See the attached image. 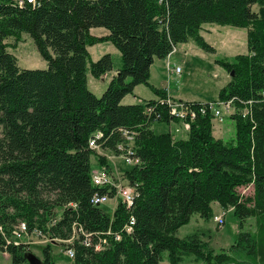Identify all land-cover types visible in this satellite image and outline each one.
Segmentation results:
<instances>
[{
	"label": "trees",
	"instance_id": "trees-1",
	"mask_svg": "<svg viewBox=\"0 0 264 264\" xmlns=\"http://www.w3.org/2000/svg\"><path fill=\"white\" fill-rule=\"evenodd\" d=\"M207 24L247 33L245 55L216 61L231 77L217 101L231 99L237 108L229 118L234 138L214 136L209 103L200 102H182L196 112L185 120L186 140L156 134L153 123L181 121L157 100L123 105L122 99L137 85L166 99L165 89L149 84L150 67L190 40L215 53L200 35ZM96 28L108 34L94 37L90 31ZM22 34L47 69L18 67L5 40L19 42ZM109 42L120 54V66L98 98L88 89L87 73L98 79L114 71L112 57L92 62L87 48ZM125 131L134 134L140 164L124 174L138 197L130 209L119 202L111 214L92 204L94 194H112L92 184L90 157L98 167L109 165L89 141L98 134L102 149L117 153ZM247 186L252 192L244 196L239 189ZM215 203L225 216L233 212L240 231L217 254L206 251L197 235L176 234L193 214L211 221ZM130 217L135 224L126 234ZM252 218L253 232L242 231ZM20 222L28 233L64 241L75 226L95 240L108 231L122 236L117 241L106 236L102 251L86 247L81 237L68 246L60 243V249L74 251L71 264H183L187 258L264 264V0H35L21 7L16 0H0V251L11 264H27L30 251L5 241ZM56 243L42 248L41 264H55Z\"/></svg>",
	"mask_w": 264,
	"mask_h": 264
},
{
	"label": "rangeland",
	"instance_id": "rangeland-1",
	"mask_svg": "<svg viewBox=\"0 0 264 264\" xmlns=\"http://www.w3.org/2000/svg\"><path fill=\"white\" fill-rule=\"evenodd\" d=\"M254 10L256 11L257 8H254ZM209 27L213 28V30H215L216 33L220 31L223 32L225 30L231 32L233 31L237 34L238 37L232 38L231 40L229 38H226V36L222 34L219 39L215 35H212V30H210ZM204 31H206L205 32L206 34H203L204 35L203 39L207 45H210L211 47L214 48L215 53L211 54L209 52L206 53L202 51L200 48H198L196 43L190 40L189 41L190 43H188V46H186V48L189 49V51H187L188 53L186 54H193V51L196 50L197 51L199 50V52H201L202 54L201 56L199 54L196 55L193 54L198 59H196L191 63V67L193 71L192 73L190 72V75H187L188 73H186V68H184L186 63L183 64V61H181V58L184 57V50H183L184 48L182 50L180 48L177 51V53L173 55L174 58H176V60L179 61L178 63L182 65V68H184L182 72L183 79H181V81L183 82V85L187 87L186 88L184 87L185 91L183 92L194 97V99L205 97L207 100L210 99L214 101L216 100L215 98L218 97L217 94L219 87L221 86L222 88L226 84L225 82L224 83L222 82L220 86L216 84L215 83L216 78L213 76L214 73H216L217 71H224L226 75L227 83L230 81L231 78L230 74L227 71H225L222 67H220L216 63V61L224 59L231 62L233 60V57L237 55H245L247 53L246 33L245 30H240L233 27L231 28L228 26H220V25L217 26L214 24H207V26L204 28ZM91 33L90 34L94 37H104L106 36V34H108L107 30L103 28H96L94 32ZM5 43L8 44L9 46L8 52L16 57L17 65L21 69H31V70L47 69L48 66H46V63L42 60L40 54H38L34 43L26 34H22L19 42H15L13 38H10L5 40ZM189 44L191 46H189ZM87 50L90 54V58L92 62H96L100 57H102V55L110 53L114 68L113 70L117 69L120 66V54L110 42L97 43V45L89 47ZM200 69H202L203 71L201 72ZM112 74H114V72H112ZM112 74L109 73L108 75H103L101 78L95 79L90 75L88 71L87 85L88 88L91 90V92H93V94L96 97L99 98L102 95V93L105 91L106 86L110 82L111 79L110 76ZM156 81H159V79L156 78ZM160 82H157L158 85H160V88L165 89V87L168 86V78L160 79ZM162 82L164 83L163 86H161ZM143 87L141 89H143L145 95L150 94L149 92L154 94L151 88H148L147 90L146 88ZM125 103H129V102L125 101L124 104ZM174 123H178V122H174ZM156 124L157 125H155L154 127L155 130L154 132L156 134L162 133L168 129V126L165 123L162 124L156 123ZM220 129H221V133L219 132ZM212 133L215 134V137L217 139H221L223 141H228L230 139H233L234 138L233 122L229 118H225L223 120V123H221L217 119H214ZM94 161H95L94 156H91L90 163L92 167H95ZM239 192L244 196L251 195L252 186L242 187L239 189ZM111 205L112 202L106 203L102 206V209H108L111 207ZM219 215H224L223 210L222 209L217 210V208H215L214 217ZM60 217L61 214L58 213L57 218ZM213 219L211 221H205V220H201L197 214H193L190 218L191 222L188 225L179 228L176 234L178 238L179 237L186 238V237H190L191 235H197L200 238V240L203 243L205 242V245H207V248L205 250L212 251L214 254H217L218 252L223 250H227L229 249V246L232 245L235 236L240 232L238 230V220L235 219V217L233 216V212H231V210L228 211L226 216L223 217L222 219L224 220L223 224L217 223L216 220L214 221ZM253 229H254V219L253 218L247 219L242 231L253 232ZM42 245L38 244L36 241V243L31 247V250L29 251V252H33L40 260L42 259V252H41ZM60 248L61 247L59 246L58 243H56V245L51 246L54 263L71 264L68 261V259L63 255ZM192 263L202 264L201 262L197 261L195 258H187L185 259L183 264H192ZM0 264H11V258L8 255V253L6 254L0 251ZM162 264H167V262H164Z\"/></svg>",
	"mask_w": 264,
	"mask_h": 264
},
{
	"label": "built area",
	"instance_id": "built-area-1",
	"mask_svg": "<svg viewBox=\"0 0 264 264\" xmlns=\"http://www.w3.org/2000/svg\"><path fill=\"white\" fill-rule=\"evenodd\" d=\"M27 4H33L35 0H16V3L18 6H24V3ZM169 72H174L176 74L180 73L179 67H168ZM171 100V99H161L159 100V103L164 104V102ZM213 102V101H212ZM208 108L210 109V112L213 115L214 119H217L221 123L225 118H230L231 116L235 115L237 108L234 105L233 100H227V101H216L214 103H209ZM146 112L149 114L151 112V108L146 109ZM201 112H205L204 109L201 108ZM172 113L176 114L180 119L181 122H183L186 126H188V123L185 122L186 118L189 117L191 119L195 118L196 112L189 108L187 105H185L182 102L176 101V103L173 105ZM247 113L246 109L241 110L242 116H245ZM122 137H124V142L120 143L116 146V152H111L102 149V147L98 144V140L101 139L100 135H95V137L91 138L89 141V147L96 151L98 155L105 156L107 163L109 165V170L98 167V163L96 160L95 167H92L90 170V176L91 181L94 186L97 188H107L108 193L112 194V196L105 194L103 196H99L98 194H94L91 198L92 204L95 207H102L104 204L112 202L113 210L109 211L111 214L114 213L116 210V207L119 202L124 204L125 208L128 210L132 207L133 203L135 202V198L138 197V191L135 186H132L129 184L128 179L125 177V172L118 173L115 172L111 160L113 159L112 156L108 155V152H111L116 157H119L122 162L125 164V166L128 167V169L135 168L136 166H139L140 161L136 158L135 155V149L134 147V141L135 137L133 133H129L128 131L122 132ZM224 215H219L214 217V221L216 220L217 223L223 224ZM222 217V218H221ZM134 218L130 217L129 223L127 226L124 227V232L126 234H129L132 232V227L134 225ZM12 234L9 238H6L5 241L7 244H12L16 247L19 245H25L30 250L31 246H33L36 241L37 242H44V244L49 243H62L66 246L73 243V241L80 240L81 243L84 244L86 247H92L96 251H102L105 249V246L109 244V240L106 236H110L113 238L114 241L120 240L122 236L117 234H112L110 231L106 232V235L104 238L99 237L98 239L93 234L88 233L83 228H77L76 226L73 228L69 239L68 240H61L58 238H50L46 236L45 234H42L40 231L33 230L28 233V228L26 225L22 222L18 223L16 226H13ZM63 255L69 260H72L74 257V251L71 248L68 249H61Z\"/></svg>",
	"mask_w": 264,
	"mask_h": 264
},
{
	"label": "crops",
	"instance_id": "crops-1",
	"mask_svg": "<svg viewBox=\"0 0 264 264\" xmlns=\"http://www.w3.org/2000/svg\"><path fill=\"white\" fill-rule=\"evenodd\" d=\"M206 26H203L202 29H201V31H200V35H202L203 38H204V35L203 34H206L205 32L207 30H209V29H207L206 31H204V28ZM94 30L95 29H92L90 31V33L91 32H94ZM210 30H212V35H215L219 39H220V36L222 34H224L226 36V38H229L231 40H232V38H237L238 37L237 34L235 32H233V31L231 32V31L225 30L223 32L220 31L221 33L220 32H217L216 33L215 30H213V28H210ZM245 33H246V31H245ZM221 39H222V37H221ZM246 40H247V33H246ZM188 43H190V42L188 41L186 44L183 43L181 45H178L176 48H174V51H172L171 54H170V56H168L167 58H165V59H159V60H156L155 59L154 60V64L150 67V74L151 75H150V79H149V84L152 87L160 90V89H163V88H160V85H158L157 82H160V79L168 78V86L165 87V92H166V95H167L168 98L175 99V100H178L180 102H185V103L186 102H192V103H198V102H200V103H210V102H212V100H210V99L207 100L205 97H201V98H198V99H194V97H192L189 94L183 92V91H185V88L187 87V86H184L183 85V82L181 81V79H183V73L182 72H183L184 68H186V73H188L187 75H190V72L192 73V71H193L192 70V67H191V63L193 61H195L196 59H198L193 54H195V55L196 54H199L200 56L202 55L201 52H199V50L198 51L197 50L196 51H193V54H186V53H188L187 51H189V49L186 48V46H188ZM189 46H191V45L189 44ZM180 48H181V50L184 48L183 49L184 50V57L181 58V61H183V64L186 63V65L184 66V68H182V65L178 63L179 61H177L176 58H174V55H173V54L177 53V51ZM198 48H200V47H198ZM103 52H105V51H103ZM214 64H215V61H214ZM168 66L169 67H172V66L179 67L181 74H178L177 75V74L173 73V71L172 72H169L168 71ZM215 68H216V66H215ZM200 71L202 72L203 70L200 69ZM213 71H215V70H213ZM112 72H114V74H115V70L114 71H111L110 73L112 74ZM108 74H106V75H108ZM114 74H112L110 77L112 78ZM213 76L216 78V82L215 83L218 84L219 86L221 85L222 82L223 83L224 82L226 83L224 86H226L228 84L226 82V75H225V72L224 71H217L216 73H214ZM156 78L159 79V81H156ZM163 85H164V83L162 82L161 86H163ZM142 87H143V85H137V86H135V89H134L133 93L130 94V95H126L122 99L123 100L122 101V104H124L125 101L129 102V103H125V104H136L139 101L158 100V96H155L151 92H149L150 94L145 95L143 89H141ZM172 87H173V89H172ZM143 88H146L148 90V88H150V87H145L144 86ZM222 88H221V86L219 87L218 94H219V92H220V90ZM218 94H217V96H218ZM127 97H129V98H127ZM215 99L216 100H214V101H217L218 100V97L215 98ZM174 122H177V121H174ZM174 122H171V124H166L168 126V129L166 131L162 132V133H169L170 135H172V137H173L174 140H179V139L186 140L187 137H188V135H187V133H188V126H186L183 122H178V123H174ZM155 125H157V124L156 123H153V125H152L153 126L152 127V130L153 131H155L154 130ZM219 132L221 133V129L219 130ZM162 133H159V134H162ZM214 136H215V134H214ZM107 154L113 157V159L111 160V162H112V165H113V168H114L115 172L122 173V172H126L127 170H129L128 167L125 166V164L122 162V160L119 157H116L111 152H108ZM94 163H96V160L94 161ZM212 208H213V210H215V208H217V210H220L221 209L216 203L212 205ZM106 210L107 211L108 210L112 211L113 210V206L111 205V207L108 208V209H106ZM37 243L42 245V242L41 243L40 242H37ZM53 245H56V244H53ZM44 246H45V244H43L41 247L43 248ZM30 250H31V248H30Z\"/></svg>",
	"mask_w": 264,
	"mask_h": 264
},
{
	"label": "water",
	"instance_id": "water-1",
	"mask_svg": "<svg viewBox=\"0 0 264 264\" xmlns=\"http://www.w3.org/2000/svg\"><path fill=\"white\" fill-rule=\"evenodd\" d=\"M231 76H233V73ZM25 259L27 264H41V260L33 252H26Z\"/></svg>",
	"mask_w": 264,
	"mask_h": 264
},
{
	"label": "bare ground",
	"instance_id": "bare-ground-1",
	"mask_svg": "<svg viewBox=\"0 0 264 264\" xmlns=\"http://www.w3.org/2000/svg\"><path fill=\"white\" fill-rule=\"evenodd\" d=\"M168 98V97H167ZM168 99H171V98H168ZM159 100H161V99H159ZM159 100H157V101H159ZM180 102V101H179ZM176 103V100H174V99H171V100H168V101H166V102H164V106H166L167 108H168V110L167 111H169V113H170V116L172 117V118H176V119H178V120H180L181 121V119L176 115V114H173L172 113V108H173V105ZM155 122V121H154ZM7 254V253H6Z\"/></svg>",
	"mask_w": 264,
	"mask_h": 264
}]
</instances>
